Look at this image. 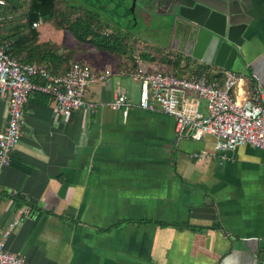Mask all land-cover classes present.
<instances>
[{
    "label": "crops",
    "instance_id": "crops-1",
    "mask_svg": "<svg viewBox=\"0 0 264 264\" xmlns=\"http://www.w3.org/2000/svg\"><path fill=\"white\" fill-rule=\"evenodd\" d=\"M252 2L254 38L230 70L241 75L237 100L249 96V74L262 75L264 68V0ZM13 13L24 16L21 9ZM47 31L38 42H55ZM135 47L126 55L104 52L111 59L83 60L111 72L89 85L85 99L109 102L119 91L135 104L126 119L100 108L76 110L64 120L46 95L29 97L22 136L0 171L5 249L29 264H264V150L239 146L220 161L211 156L213 136L177 137L171 117L138 108L140 83L129 73L157 67L155 53ZM164 51L170 54H161L165 65L157 69L180 67L181 58L186 68L199 67L178 51ZM180 96L204 112L196 93ZM7 111L0 98V132ZM195 152L209 155L199 160ZM205 198L215 209L213 221L190 216L192 200Z\"/></svg>",
    "mask_w": 264,
    "mask_h": 264
},
{
    "label": "built area",
    "instance_id": "built-area-1",
    "mask_svg": "<svg viewBox=\"0 0 264 264\" xmlns=\"http://www.w3.org/2000/svg\"><path fill=\"white\" fill-rule=\"evenodd\" d=\"M6 6L0 0L1 14ZM41 21L33 23L36 29ZM105 34L109 32L105 31ZM8 44L0 45V98L7 100L8 118L0 132V171L6 167L22 136L24 108L31 95L40 93L50 98L58 116L67 120L72 112L85 110L94 113L109 108L122 113L124 119L135 106L117 91L109 102H92L85 99L86 91L95 81H105L110 70L97 71L86 62L74 61L63 75H54L47 65L20 63L8 54ZM213 66L199 63V70L189 75H175L162 69H135L130 77L140 83L137 107L148 112H161L174 121L177 137L188 134L194 141L207 135L215 138L214 154L220 161L239 146L248 145L264 150V68L262 75L250 73L249 96L237 100L234 89L241 75L226 70L220 79ZM194 92L204 103V112L187 99L182 92ZM209 154L195 152L193 158L207 159ZM14 194V193H13ZM8 231L0 238V264H29L20 253L5 249Z\"/></svg>",
    "mask_w": 264,
    "mask_h": 264
},
{
    "label": "water",
    "instance_id": "water-1",
    "mask_svg": "<svg viewBox=\"0 0 264 264\" xmlns=\"http://www.w3.org/2000/svg\"><path fill=\"white\" fill-rule=\"evenodd\" d=\"M162 1L166 0H127L128 20L124 24L125 28L131 29L135 25L134 8L137 3H150L155 10ZM167 1L160 17H173L178 32L171 50L204 65L229 71L236 60L244 57L257 28L252 0ZM190 212L193 219H215V209L208 198L202 201L193 199Z\"/></svg>",
    "mask_w": 264,
    "mask_h": 264
},
{
    "label": "rangeland",
    "instance_id": "rangeland-1",
    "mask_svg": "<svg viewBox=\"0 0 264 264\" xmlns=\"http://www.w3.org/2000/svg\"><path fill=\"white\" fill-rule=\"evenodd\" d=\"M28 2L29 0L20 1L23 14L26 12ZM126 2L127 0H56L57 12L63 13V15H57L53 23L58 25L59 21H61L59 25L62 27V30L53 33V29L56 28V25H52V22L45 21L40 22L36 30H39L38 32L40 33L43 32L44 29H48L45 36H50L52 34L55 43L58 42L61 46L72 50L73 57L70 61L81 59L80 62H86L83 60L87 59L88 61H94L99 60V58H110V55L106 54L108 52L104 53L105 51H99L88 42H78L67 30V26L70 22L76 19H85L83 15L76 13L77 10L74 11L70 7L81 8L82 13L90 14L91 12V14L98 16L100 23L99 27H95L97 32H101V34L103 32L105 35L104 32L107 31L113 34L121 44L127 43L128 47L130 49L133 48V50H136L135 46L139 44L144 53H155V55H153L155 56L153 60V65L155 67L164 68L165 64L160 56L166 53V51H164L166 47L171 49L172 40L178 36L174 21H166L165 18L163 19V17H160V13L152 11L153 6H151L150 3H146V5L137 3L134 8L135 25L131 29H126L124 26L128 20V7ZM4 9L5 7L3 10ZM163 13L164 12H162V14ZM15 20L19 22L21 18ZM87 20L90 21L91 19L87 18ZM98 38L101 40L100 37ZM49 42L53 44V41ZM134 43H136V45H134ZM128 52L130 53L131 50H128ZM172 52L173 54L176 53L173 49ZM112 53L114 55L117 54V52L114 51L111 52V54ZM166 54L169 55L170 53ZM184 58H186V56ZM179 63L180 67H170L168 71L181 76L189 75L199 70V67L186 68L187 63L182 58L179 59ZM141 64L144 66V61H141Z\"/></svg>",
    "mask_w": 264,
    "mask_h": 264
},
{
    "label": "trees",
    "instance_id": "trees-1",
    "mask_svg": "<svg viewBox=\"0 0 264 264\" xmlns=\"http://www.w3.org/2000/svg\"><path fill=\"white\" fill-rule=\"evenodd\" d=\"M20 1L22 0H5L8 2V7L1 14L0 45L8 44L7 54L20 63L45 64L52 74H65L70 63L74 62V60L70 61L73 57L72 50L58 46L55 42L53 44L49 41L38 42L40 34L32 28L33 23L45 21L56 25L55 30H62L59 25L61 21L58 25L53 23L57 15H63V13L57 12L56 0H29L24 16L14 17L12 16L13 12L21 9ZM70 8L74 11L77 10L76 13L85 18L83 20L76 19L67 26L69 33L78 42H88L97 50L108 53L114 51L126 55L129 53L128 50L132 52V48L130 49L127 44H121L113 34L104 35L103 32L101 34V32L96 31L95 27H99L100 23L97 15L95 16L91 12L90 14L82 13L81 8ZM17 18H21L24 22L22 25H16L15 28H12V22ZM87 18L91 20L89 21ZM220 77V74L215 76L218 79Z\"/></svg>",
    "mask_w": 264,
    "mask_h": 264
},
{
    "label": "flooded vegetation",
    "instance_id": "flooded-vegetation-1",
    "mask_svg": "<svg viewBox=\"0 0 264 264\" xmlns=\"http://www.w3.org/2000/svg\"><path fill=\"white\" fill-rule=\"evenodd\" d=\"M167 4H168V1H167V0L161 2L160 6L158 7L159 10H160V13L163 12V10L165 9V6H166ZM165 20H166V21H170V20H173V21H174L173 17H171V16L165 17ZM173 21H172V22H173Z\"/></svg>",
    "mask_w": 264,
    "mask_h": 264
}]
</instances>
